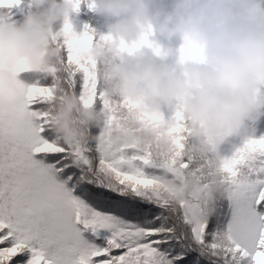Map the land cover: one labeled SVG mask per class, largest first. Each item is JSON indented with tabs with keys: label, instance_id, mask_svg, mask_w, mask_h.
<instances>
[{
	"label": "snow or ice",
	"instance_id": "1",
	"mask_svg": "<svg viewBox=\"0 0 264 264\" xmlns=\"http://www.w3.org/2000/svg\"><path fill=\"white\" fill-rule=\"evenodd\" d=\"M22 5L0 0L13 16ZM94 38L88 24L82 32L69 24L61 67L0 94V264H264V121L225 146L215 168L222 195L204 222L202 206L176 200L165 184L180 175L175 160L112 141L118 106L84 56ZM62 90L101 110L104 130H93L91 144L55 137L50 109ZM183 135L169 130L176 156Z\"/></svg>",
	"mask_w": 264,
	"mask_h": 264
},
{
	"label": "clouds",
	"instance_id": "2",
	"mask_svg": "<svg viewBox=\"0 0 264 264\" xmlns=\"http://www.w3.org/2000/svg\"><path fill=\"white\" fill-rule=\"evenodd\" d=\"M84 9L99 21L88 24L95 39L84 56L109 96L179 111L214 163L222 144L256 134L264 121V0H81L79 11L74 0H23L14 16L0 8V94L61 67L66 27L82 32L75 19ZM58 96L55 137L86 143L99 117L69 90Z\"/></svg>",
	"mask_w": 264,
	"mask_h": 264
},
{
	"label": "trees",
	"instance_id": "3",
	"mask_svg": "<svg viewBox=\"0 0 264 264\" xmlns=\"http://www.w3.org/2000/svg\"><path fill=\"white\" fill-rule=\"evenodd\" d=\"M19 14L20 12L15 10V15ZM98 23L97 18L86 9L82 10L80 16L75 19L78 30L84 24L95 26ZM80 47H82V43ZM109 97L118 106L116 122L112 126L110 133L119 136L123 141L134 143L141 150L151 151L154 159L158 162L171 164L175 160L173 167L179 171L180 175L179 177L170 175L172 181L168 188L174 190L176 200L188 201L202 206V215L200 216L202 221L208 222L211 220L222 195L219 184L220 177L215 173L217 162L214 163L210 153L192 140L190 129L186 125L183 115L177 111L175 116H179L181 118L180 121L173 118L157 121L156 115L146 110L148 109L146 105V109H141V105L135 106V102L132 100ZM125 102H127L128 107L124 106ZM89 110L96 113L101 123L99 128L93 127L89 130V140L83 144H91L96 139L93 135V130L99 129L102 131L104 129L101 110L97 108ZM157 128H159V131ZM169 130H181L184 132L182 137L184 145L179 156L175 154L176 150L171 143ZM207 139L212 151H216V146H213L211 138ZM77 141L82 143L79 140L75 142ZM227 145L222 144L220 146L221 157Z\"/></svg>",
	"mask_w": 264,
	"mask_h": 264
},
{
	"label": "rangeland",
	"instance_id": "4",
	"mask_svg": "<svg viewBox=\"0 0 264 264\" xmlns=\"http://www.w3.org/2000/svg\"><path fill=\"white\" fill-rule=\"evenodd\" d=\"M92 44V43H91ZM91 45H89L88 47H90ZM85 47V45L82 43V48ZM87 47V48H88ZM134 105L137 106V105H141V109L145 108V104H143L142 102L140 101H134ZM138 107V106H137ZM148 110V112H151V113H154L155 115L156 114H159L161 117H165L164 119H172L175 115H176V112L177 111H154V110H150V109H146ZM162 120V119H161ZM104 130V129H103ZM102 130V131H103ZM110 136H111V139L112 141L114 142V144H116L117 146L120 145L121 141H123L119 136H116L112 133H110ZM171 181H172V178L170 175H168L166 178H165V183H166V186L169 187L170 184H171Z\"/></svg>",
	"mask_w": 264,
	"mask_h": 264
}]
</instances>
